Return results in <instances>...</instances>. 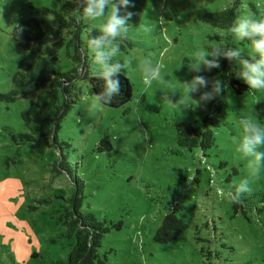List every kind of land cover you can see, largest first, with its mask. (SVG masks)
<instances>
[{
	"label": "rangeland",
	"instance_id": "374dc122",
	"mask_svg": "<svg viewBox=\"0 0 264 264\" xmlns=\"http://www.w3.org/2000/svg\"><path fill=\"white\" fill-rule=\"evenodd\" d=\"M67 1L74 0H0V95L13 89L19 62L33 60L14 40L15 28L31 18L51 24L52 10ZM77 1L75 19L88 28L102 30L113 7L120 17L128 16L121 33L131 47H118L111 59L122 63L133 97L112 109L91 97L84 83L64 84L71 108L60 117L55 134L42 138L39 126L21 114L36 112L35 103L48 86L31 84L14 101L0 98V264H38L31 254L40 251L66 259L73 239L63 215L73 185L60 167L65 158L83 182V210L119 226L102 238L98 254L103 264H264V161L257 163L239 150L243 121L264 127V90L248 87L237 95L227 84L222 105L211 112L210 101L200 100L221 82L225 60L227 77L246 84L243 62L259 58L250 40L195 18L201 10L230 8L235 0H110L97 19L85 16L86 0ZM242 18L264 19V0H241L235 24ZM85 32L80 52L92 66L72 60L77 53L65 46L74 36L68 29L57 72L74 68L81 78L107 71ZM232 50L240 56L229 60L224 54ZM198 54L219 67L200 63ZM41 55L50 59L45 47ZM153 71L151 83L145 84V75ZM198 77L207 84L186 95V85ZM208 114L215 126L203 124ZM178 122H191L200 131L210 128L214 145L204 151L180 147ZM19 134L30 141L13 140ZM257 151L264 152V146ZM245 181L248 191L239 193ZM172 209L187 227L162 244L154 239L155 231Z\"/></svg>",
	"mask_w": 264,
	"mask_h": 264
},
{
	"label": "trees",
	"instance_id": "16d2710c",
	"mask_svg": "<svg viewBox=\"0 0 264 264\" xmlns=\"http://www.w3.org/2000/svg\"><path fill=\"white\" fill-rule=\"evenodd\" d=\"M58 1L61 2V0ZM77 2V0L67 1L58 10H52L51 13H53L54 17L51 24L44 19L31 18L22 22L23 27H16L13 31V38L17 45L32 54L33 60L32 62L26 60L19 62L18 66L21 71H17L11 79L13 89L6 94L0 95V98L6 101H14L31 84L39 89L48 86L49 90L40 95L35 103L36 112L31 116L27 112H22L21 114L24 119L31 117V120L39 126L38 132L41 138L55 134L61 125L60 117H63L71 108L70 104H67L66 94L69 91L68 88L66 89L67 86L65 85L66 87L61 89L64 84L71 82L73 85L78 81L84 83L87 85V93L91 97H94L101 105L112 109L125 106L133 97V87L122 63L114 62L111 58L106 62L100 61L108 65V67L119 66L118 71L111 77L105 76L106 71L100 74H86L85 77L81 78L79 73H77V69L74 68L67 72L56 71L57 55L59 50L64 47L63 37L68 32V29L73 30L74 36L73 39L67 41L65 46L67 49L71 46L77 53V55L72 57L74 63H86L87 68L92 66V62L87 61L86 58V60L83 59V55L80 52L83 30H86L85 33L90 41L89 44H93L92 41L102 35V30L96 27L88 28L85 24L75 19L74 9ZM239 4H241V0H235L232 7L221 11L209 12L201 10L195 18L225 31H230L236 22ZM42 10L47 9L42 8ZM110 39L111 41L122 42L121 46L111 42V46L117 50H119L118 47L123 50L126 47H131L130 42L122 33ZM89 44L86 43L87 46H90ZM44 47L50 59L41 55ZM92 49L93 52L97 53V50L93 47ZM78 51L80 54H78ZM226 72L225 60L222 65V73L220 74L221 83L224 86L228 84L237 95H241L248 89V85L235 79H229ZM109 80L117 82V91L108 96L107 99H98L105 93ZM221 105V94H219L210 100L208 109L210 112L214 108L218 110ZM209 116L210 114L203 117V124L210 122L215 126L216 122L211 120ZM176 132L177 144L180 147L189 150L200 148L204 151L214 145V133L210 128L200 131V128L194 126L191 122H178L176 124ZM12 138L13 140L19 138L24 141H30L31 139L27 134L12 135ZM53 139L60 152H62L63 146L58 142L56 135H53ZM60 167L69 175L73 185V192L70 198L66 200L67 205L63 215L65 219H69L66 224L69 228L68 237L73 239V245L65 260L52 259L48 251L33 252L31 258L38 259V264H103L98 254L102 238L113 227L119 228V226L108 222L104 218L97 217L93 212H85L83 210V182L74 176L67 158L61 162ZM55 168L57 169L56 166ZM186 227L184 220L176 215L175 210L172 209L163 217L161 225L155 231L154 239L159 243L167 244L176 240L186 230Z\"/></svg>",
	"mask_w": 264,
	"mask_h": 264
},
{
	"label": "clouds",
	"instance_id": "9594fccd",
	"mask_svg": "<svg viewBox=\"0 0 264 264\" xmlns=\"http://www.w3.org/2000/svg\"><path fill=\"white\" fill-rule=\"evenodd\" d=\"M110 0H86V6L83 11L87 18L97 19L105 15L106 7ZM128 0H124L127 4ZM119 8L113 7L111 15L107 22L102 25V35L98 39L92 41L94 47L97 50V56L102 62H106L112 56L115 55L117 49L111 46V39L120 35L125 30L124 26L127 22L128 16L120 17L118 15ZM131 15L130 13L128 14ZM231 31L240 39H247L252 42L254 53L258 59L255 62L245 60L243 62V71L241 76L245 83L251 89L264 90V19L256 20L252 18L240 19L231 29ZM221 53L216 52L213 55L219 56ZM229 60H233L240 56L238 50H232L225 53ZM198 60L200 63L207 65L209 68L219 67L218 61L208 60L204 54H198ZM119 66L108 67L105 72L106 77H111L118 71ZM194 70L199 71V64L193 65ZM156 73L153 71L150 75H145L144 83L150 84L151 77ZM116 83L112 80L108 81V86L103 96L98 99H107L112 93L117 91ZM207 84V81L198 77L185 87V94L196 93L200 88H203ZM224 90V85L217 81L213 85L211 92H205L200 97L201 102H207L213 99L215 96L221 94ZM244 135L241 140L239 150L245 156H253L258 163L264 161V152L257 151L261 146H264V127L257 124L254 120L243 121ZM239 193L248 191L247 181L243 182L237 189Z\"/></svg>",
	"mask_w": 264,
	"mask_h": 264
}]
</instances>
